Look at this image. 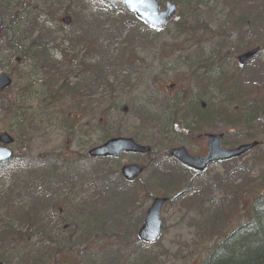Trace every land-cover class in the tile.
I'll return each instance as SVG.
<instances>
[{"label": "rangeland", "instance_id": "rangeland-1", "mask_svg": "<svg viewBox=\"0 0 264 264\" xmlns=\"http://www.w3.org/2000/svg\"><path fill=\"white\" fill-rule=\"evenodd\" d=\"M157 1L163 6L166 0ZM187 2L190 6L183 2L178 4L174 18L159 31L132 24L109 36L106 30L110 22L105 15L117 20L122 8L100 0H84L81 15H91V18L79 23L74 21L75 9H66L63 0H25L21 7L16 0H0L5 23H10V28L23 38L29 36L24 33L28 23L52 34L44 40V45L56 61L76 55L78 60L89 63L102 56L90 49L84 58L81 47L73 51L65 40L69 33L91 34L87 41L91 44L123 43L125 38H131L125 45L127 67L110 74L114 91L102 86L96 89L97 93L116 98L118 111L109 112L103 126L95 125L96 116L88 117L84 111L80 120L71 119L69 126L62 127L58 114L42 124L21 122L22 114L25 118V113L38 117L39 111L35 99L31 108V97L20 102L19 109L18 100L23 99L20 88L27 80H42V75L41 71L32 74L23 61L15 65L4 44L6 37L0 36V63L12 80L1 93L0 132L12 136L10 148L14 152V159L0 168V233L10 226L20 229L13 238L7 237L12 247H0V256H4L8 264H203L216 243L250 219L254 197L264 192V111L252 128L231 129L216 121L200 135H188L181 123L163 120L168 110H173L177 111L178 119L183 117L181 120L188 122L192 117L190 107L194 111L201 101L220 106L235 93L229 81H233V85L238 82L242 87L235 93L237 101L227 104L230 111L235 108L241 114L253 107V101L245 96L251 85L258 86L264 97V21L256 24L257 29L253 27L259 1ZM13 10L22 11L23 17H11ZM190 11L192 16L188 14ZM63 16L71 17L72 22L62 23ZM239 18L244 22H240V29ZM184 19L198 21L195 37L187 31H179ZM255 45L261 46L259 53L239 66L236 56ZM102 47L98 48L99 52L105 53ZM211 68L218 72L215 77L193 80L196 72L201 75L211 72ZM181 92H185V100L167 109L164 99ZM124 106L126 112L121 110ZM262 106L264 108V98ZM139 107L160 114L159 126L142 127L136 116ZM162 125L165 131H159ZM101 127L106 135L109 131L130 136L143 144L153 135L159 139L165 135L178 141L171 146L183 145L194 155L205 152L203 133H223L226 142L223 146L227 148L251 139L260 144L238 159L213 164L197 175L174 167L166 157L160 167L171 174L176 185L173 182L165 186L157 179H149L147 169L136 181L124 184L119 175L123 164L135 162L145 166L151 159L158 161L163 155L167 156L166 144L158 140L151 156L123 154L115 159H90L87 150L104 141ZM243 135L248 139L241 137ZM52 160H55L54 170ZM98 174L107 178V186L99 185L103 183L97 179ZM19 176V186L28 189L23 191V196L13 198L12 195L6 199L7 187L14 185ZM36 184L44 186L39 188ZM129 189L137 196L132 202ZM100 191L102 194L98 195ZM156 196L169 197L161 209L164 230L156 242L141 243L136 231ZM14 200V209L5 207ZM35 225L36 231L33 230Z\"/></svg>", "mask_w": 264, "mask_h": 264}, {"label": "trees", "instance_id": "trees-1", "mask_svg": "<svg viewBox=\"0 0 264 264\" xmlns=\"http://www.w3.org/2000/svg\"><path fill=\"white\" fill-rule=\"evenodd\" d=\"M63 1H65L66 3V9H75V11L72 13L75 17V23H79L86 18H91V15L88 17H82L81 15V11L84 8V0ZM170 1L177 2V4H182V2L184 3V0ZM258 1L259 6L255 7V18L253 19V27L255 29H257L256 24L264 21V0ZM16 4L18 5V7L24 6V3L20 0H17ZM110 5L118 6L119 8H122V11H120L121 13L117 20L110 19V15H105L108 22H110L106 30L109 36L118 30L122 32L120 30L121 27L124 28L129 25L131 26L132 24L142 26L141 22H139L132 14L121 7V5ZM20 14H22V11L13 10V14L11 17L17 18L20 16ZM188 14L190 16L193 15V13L191 14V11ZM183 21L184 22L178 27L179 31H187L190 33L191 37H195L197 32L196 29H198L197 27H199L197 25L198 21L195 19H184ZM237 22L238 28L240 29L244 22H241L240 18L237 20ZM113 23H115V25H112ZM10 27V23L6 24L5 22H3V25L0 27V36H2L3 38L6 37V41H4V44L7 47L6 49L10 56L13 57L14 64L19 65L20 62L23 61L26 63L25 66L28 67L29 71L32 72V74H36L41 71L42 75V80H27L20 88V94H22L23 99L18 100L19 109L21 106L20 102L23 103L32 98L30 102V104L32 105L31 108H33V101L35 99V104H37L38 107L37 111H39L38 117L37 114L28 115L25 113L26 118L22 116L24 114H22L21 116L19 115L23 124L27 123V125H35L37 124V122L42 124L44 121H50L53 114H58V120L60 121V124L62 123V127L65 125L69 126L68 123H70L71 119H74L75 121L80 120V118L83 117L82 113L86 111L84 115L88 117L96 116L97 122L95 125L103 126L104 120L108 119V113L118 111L119 106L117 105L116 98H114L112 95L97 93L96 89L99 86H102L104 88L108 87L111 92L114 91L115 86L113 84V81L110 79V74H116L120 70L124 71V68L127 67L128 62H126L127 52L125 50V45L128 44L131 38H125L123 43H110L104 45V43L101 42L91 44L90 42H87L89 41V38H91V34L81 33L79 35H75L73 33H69L66 34L65 40H67L69 47L73 51H75L77 47H81L82 49L80 52L84 54V58H87L85 54L90 49H92V51L94 52L97 51L98 54H101L102 56L100 57V59H93L94 61L89 63H85V61H83L82 59L78 60V56L76 55L71 56L72 58L68 60H65L64 58L60 61H56L49 56L47 48H45L44 45V40L52 36V34L48 30H44L34 23H28L27 27H25L26 31H24V33H27V35L29 36L23 38V35H21L19 32H14V30H12ZM34 33L36 34L32 37L31 35ZM129 36L132 35L130 34ZM111 37L109 39H115L118 36L114 38ZM87 43L89 46L84 45ZM99 47H102L105 53L99 52ZM216 73L218 72H215L213 68H211V72H204L203 74L201 73V75L196 72L193 76L195 77L193 80H198L199 78L203 79L205 78V76L215 77ZM229 83L230 85L234 86V91L232 92L236 93L238 88H242L241 86H239L238 82L237 85H233V81H229ZM228 93H226L225 96ZM235 93H232L233 96L225 98L222 101V104L218 107L210 106L208 102L204 103L202 101H199L200 103L199 105H195L194 111L193 107H190L189 110L193 114L191 113L192 117L188 122H186V120H181L183 117H180L178 119L177 111L175 112L173 110H170V112L168 110V115L166 118H164L163 121L181 123V126L184 130L187 131L188 135H193L196 133L200 135L202 131L209 129V125L215 123L216 121H219L226 126H231V129H233L232 127L236 126L252 128L253 126L258 124L260 120L257 121L256 118L260 117L261 112L264 111V108L262 106V99L264 97L261 95L258 86H249L248 89H246L245 96L253 101V107L249 111L244 108L245 110L242 111L241 114H239L238 110H236L235 108L230 111L227 107L228 103L237 101V94ZM185 98V92H181L179 93V95L170 97L169 99L165 98L164 103L167 104V109H169V106L176 107L178 103L183 102ZM238 100L241 99L239 98ZM252 101L249 102L252 103ZM248 107L250 108V106ZM124 108L126 110H124ZM121 110L122 112H126L127 107L124 106L121 108ZM249 113L251 114V116L249 115ZM136 116H138L142 127L155 125L159 126L158 123H160L161 120L160 114L154 111L150 112L148 109L141 107L137 109ZM100 120L102 122H99ZM165 126L167 127V125ZM101 129L104 133L103 140L113 135L108 131L107 136L104 127H101ZM165 130L166 129L162 125L159 131ZM244 136H246L245 140L248 139L247 135H243L241 137ZM158 140H161L164 144H166V150L172 144L178 142L176 140L173 141L170 138H166L165 135H162L161 139L153 135L151 137V140L148 141L147 144H149L152 148L154 147L155 143L158 142ZM250 141L254 140L251 139ZM223 143H226L225 139H223ZM151 155V153L148 154V156ZM51 163H55V160H52ZM160 164L161 161L155 163L153 159H151L147 163V165H145L147 169V175L149 179H157L158 181L166 185V183H168L170 179L174 180V178L169 172H165L159 169ZM51 168L54 170L55 165L53 164ZM19 174L21 176V172ZM20 176L19 179H17V182H13L14 185L11 184L9 185L11 187H7V194L5 195L6 199L12 195L13 198L23 196V191L28 189L27 187L22 188V186H19L20 181L18 180H20ZM66 179H68V177ZM97 179H100L99 182L103 183L99 185H104V187L107 186V178H104L103 174H100L99 178ZM174 185H176V183ZM42 186L44 185H37V187L39 188H41ZM148 189H150V187ZM130 193L131 195L133 194V192ZM99 194H102V192L100 191L98 195ZM122 194L125 195L124 193ZM134 198L135 196H131L130 202H132ZM14 203L15 200L13 201V203H7L5 207L14 209ZM26 214L27 213L24 212V215ZM35 218L36 217L34 216V219ZM32 219L33 218H31V220ZM35 227L36 225L33 226V230H35ZM4 229L5 230L0 233V247H12L11 245H8L10 243L8 242L7 237H12L13 235L16 236L20 229H15L12 226L6 227ZM14 241L12 239V242ZM0 260H4L7 262V259L2 255L0 256ZM203 264H264V192H259L254 197L252 201L250 219L245 224L240 225L239 227L231 231L224 237L222 241L215 244L210 254L203 261Z\"/></svg>", "mask_w": 264, "mask_h": 264}, {"label": "water", "instance_id": "water-1", "mask_svg": "<svg viewBox=\"0 0 264 264\" xmlns=\"http://www.w3.org/2000/svg\"><path fill=\"white\" fill-rule=\"evenodd\" d=\"M109 2H121L124 7L132 12L139 20L145 23L146 26L156 30L161 29L174 16L177 10V4L166 1L164 8L160 9V4L156 0H105ZM64 23H69V18L62 19ZM2 23L0 16V25ZM258 51V47L252 48L249 51L237 56L240 64H244L248 59L253 57ZM1 70V64H0ZM10 78L5 73L0 74V92L9 86ZM1 106V101H0ZM207 138L206 154L201 156H193L188 154L187 150L180 146L170 150V156L176 159L182 165L203 171L206 167L214 162L227 161L232 158L239 157L245 152L252 149L257 142L241 144L235 148L227 149L221 146L222 134H206ZM12 142V138L5 132L0 133V162L7 161L11 158L12 152L7 147ZM149 147L137 144L131 138L115 137L110 138L103 144L91 148L87 155L90 157H118L122 152H139L146 153ZM142 169L136 164H126L121 167V175L126 180H132L136 175L141 173ZM166 198L156 197L153 199L150 206L147 208L142 225L137 231V237L144 242H154L160 235L162 224L160 220V209ZM0 264H6L0 261Z\"/></svg>", "mask_w": 264, "mask_h": 264}, {"label": "bare ground", "instance_id": "bare-ground-1", "mask_svg": "<svg viewBox=\"0 0 264 264\" xmlns=\"http://www.w3.org/2000/svg\"><path fill=\"white\" fill-rule=\"evenodd\" d=\"M187 1H190V0H184V3L190 6L189 2H187ZM191 8H192V7H191ZM23 15H24V14H21L20 17L22 18ZM12 30H13V29H12ZM211 250H212V249H211ZM210 252H211V251H210ZM210 252L208 253V255L210 254ZM208 255H207V256H208Z\"/></svg>", "mask_w": 264, "mask_h": 264}]
</instances>
